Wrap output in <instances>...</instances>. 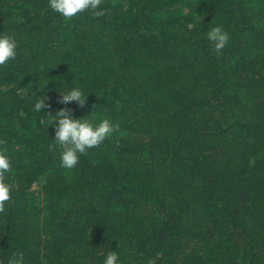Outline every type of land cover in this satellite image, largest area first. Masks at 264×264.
<instances>
[{
  "label": "trees",
  "instance_id": "obj_1",
  "mask_svg": "<svg viewBox=\"0 0 264 264\" xmlns=\"http://www.w3.org/2000/svg\"><path fill=\"white\" fill-rule=\"evenodd\" d=\"M101 9L65 20L48 0H0V33L18 42L0 66V261L103 264L113 249L120 264H264V0ZM75 85L84 106L59 103ZM64 107L119 125L73 169L42 123Z\"/></svg>",
  "mask_w": 264,
  "mask_h": 264
},
{
  "label": "clouds",
  "instance_id": "obj_2",
  "mask_svg": "<svg viewBox=\"0 0 264 264\" xmlns=\"http://www.w3.org/2000/svg\"><path fill=\"white\" fill-rule=\"evenodd\" d=\"M102 3L103 0H48V7L64 17L65 20H70L85 11H91L92 15L97 17L104 15V11L101 9ZM206 38L214 44L217 54L222 52L229 41L228 33L219 25L210 27L206 32ZM17 49L18 42L12 35L0 33V66L15 60ZM58 92L60 93L59 103L67 105L75 102L80 107L84 106L89 93H85L79 85ZM45 100L46 97L43 94L42 98L35 102V112L42 113L41 110L48 107ZM43 114L46 121H42V123H46V127L54 126V141L62 149L61 166L66 169H73L78 164L80 155L86 154L88 149L98 147L114 132L119 131V125L108 118L99 122L85 117L74 118L72 110L67 107L60 108L55 114L51 112ZM10 169L11 159L7 150L0 148V212L4 211L5 202L11 199L12 185L6 179V174L10 172ZM0 264H3V261H0ZM8 264H24L23 252H13L8 259ZM103 264H120L118 252L110 249L105 255Z\"/></svg>",
  "mask_w": 264,
  "mask_h": 264
}]
</instances>
